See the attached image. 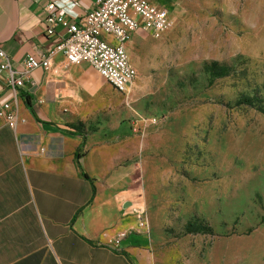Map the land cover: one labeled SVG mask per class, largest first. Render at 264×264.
I'll list each match as a JSON object with an SVG mask.
<instances>
[{"label":"rangeland","instance_id":"1","mask_svg":"<svg viewBox=\"0 0 264 264\" xmlns=\"http://www.w3.org/2000/svg\"><path fill=\"white\" fill-rule=\"evenodd\" d=\"M164 3L172 28L130 46L131 92L86 94L85 134L135 142L155 264H264V0Z\"/></svg>","mask_w":264,"mask_h":264},{"label":"crops","instance_id":"2","mask_svg":"<svg viewBox=\"0 0 264 264\" xmlns=\"http://www.w3.org/2000/svg\"><path fill=\"white\" fill-rule=\"evenodd\" d=\"M149 1L170 16L164 0ZM49 3L72 23L92 9L94 0H0V47L14 68L28 55L48 54L66 37L61 26L55 36L46 35ZM147 35L137 31L126 45L136 71L130 46ZM102 80L88 65H67L54 52L48 69L31 72L19 92L23 122L13 130L0 118V264L158 260L145 172L132 162L135 142L117 139L110 130L103 138L98 132L85 134V96L98 93ZM22 94L29 96L30 107ZM11 100L0 76V102ZM142 144L143 152L147 142Z\"/></svg>","mask_w":264,"mask_h":264},{"label":"built area","instance_id":"3","mask_svg":"<svg viewBox=\"0 0 264 264\" xmlns=\"http://www.w3.org/2000/svg\"><path fill=\"white\" fill-rule=\"evenodd\" d=\"M45 33L55 36L61 26L66 37L61 39L48 54L28 55L18 68L0 47V76L11 92V101L0 102V118L15 129L23 120L18 117L17 100L20 90L28 83L34 70H47L52 53H61L67 65H88L113 90L122 95L131 92L137 79V71L130 63L126 45L137 31L157 37L169 31L173 21L168 12L149 0H94L91 10L75 22H68L63 9L49 3L45 7ZM144 218L145 211H138Z\"/></svg>","mask_w":264,"mask_h":264},{"label":"trees","instance_id":"4","mask_svg":"<svg viewBox=\"0 0 264 264\" xmlns=\"http://www.w3.org/2000/svg\"><path fill=\"white\" fill-rule=\"evenodd\" d=\"M22 97L24 98L25 104H26L28 107H30V106H29V96L26 95V94H22ZM239 104H246V105L251 106V105H252V102H251V99L245 98V99L241 100V101L239 102Z\"/></svg>","mask_w":264,"mask_h":264}]
</instances>
